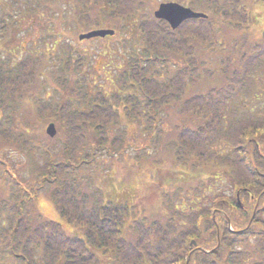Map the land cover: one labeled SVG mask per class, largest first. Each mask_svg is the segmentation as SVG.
I'll return each mask as SVG.
<instances>
[{
  "label": "trees",
  "instance_id": "1",
  "mask_svg": "<svg viewBox=\"0 0 264 264\" xmlns=\"http://www.w3.org/2000/svg\"><path fill=\"white\" fill-rule=\"evenodd\" d=\"M58 1L12 0L0 6L1 27L11 31L15 16L42 15ZM73 1L78 29H116L138 19L140 42L119 77L121 91L111 94L87 89L85 57L72 45L46 74L51 83L44 79L47 52L15 63L0 52V264H99L90 245L111 254L113 264H264V31L252 39L250 8L244 0H185L208 17L188 18L174 30L142 0ZM30 98L36 121L25 129L20 121ZM121 110L132 122L144 116L149 139L163 136L164 113L176 111L172 147L179 165L195 173L166 194L162 215L134 220L129 237L121 226L131 206L105 203L100 188L84 189L92 179L80 181L108 140L125 143ZM51 118L63 134L59 145L45 146L50 137L36 130ZM8 149L26 157L27 179L11 167ZM225 182L230 193L220 189ZM41 190L85 238L43 217Z\"/></svg>",
  "mask_w": 264,
  "mask_h": 264
},
{
  "label": "rangeland",
  "instance_id": "2",
  "mask_svg": "<svg viewBox=\"0 0 264 264\" xmlns=\"http://www.w3.org/2000/svg\"><path fill=\"white\" fill-rule=\"evenodd\" d=\"M11 2L12 0H0V6L6 8ZM58 2L61 3L54 5L48 11L43 9V14L39 16L33 15L34 13L32 15L23 13L15 16L16 28L14 27L11 31L8 27H1L3 19L0 15V48H3L0 49V52L5 54L6 59H9L10 56L14 63L27 53L38 54L43 57L44 53L47 52L48 55L45 56L43 64L44 79L51 83V75L48 77L46 74L50 73V70H53L56 65H59L58 60L60 58L58 57L63 54V49L72 45L85 57L83 58L85 60L83 73L88 74L86 78L88 90H91L92 93L102 90L110 94L120 90L119 77L127 68L128 59L140 42L138 19L126 20L116 29L111 28L116 31L115 35L112 36L113 39L104 37L101 40H81L80 34L93 30V28L78 29L76 21H73L72 18V14L75 12L73 11L75 5L73 0L64 3L63 0H59ZM142 2L145 4L144 10L151 14H154V10L162 2H178L187 6L185 0H142ZM244 3L247 4L253 14L250 35L253 40H257L264 31V3L254 0H244ZM62 12H66V14ZM53 83L56 84L55 81ZM54 88L47 89L49 96L55 95ZM60 94L58 95L60 96ZM237 104L242 109V104ZM25 105L24 117H21L20 124L24 126L23 128L29 129L28 127H32L33 122L36 121L35 107H33L34 103L31 98L27 100ZM120 113H122L120 129L126 128L125 143L122 141V145L113 147L112 141L108 140V143L103 146L106 148L103 156L89 167L90 170L81 173L83 176L80 181L87 182L92 179V184L84 183V189L92 191L95 188H100L105 203H123L131 206L132 213L125 218L121 226L122 234L129 237L134 220L141 219L147 222L162 215L165 211L166 194L182 187L183 183L193 182L195 173L193 174L190 170L179 165L180 162H177V156L174 147H172L175 140L173 130L177 128L178 120H180L176 111L171 110L164 113L165 118L161 125V127L163 126V136L159 139H157L158 136L152 139L144 136L142 126L150 127L144 116L141 121L132 122L123 110ZM58 118H51L46 122L45 120L42 121L36 130L38 133L43 132L47 136L48 124L50 122L55 123L57 135L50 137V139L45 138V146L51 141V144H60L58 141L61 140L63 133L59 131L61 123H57ZM113 131L114 127H110L109 135ZM146 139H149V142H146ZM6 154H8V160L13 170H20L24 178L27 179L30 169L26 157L18 151L9 149ZM220 189L226 193L231 192L230 185L226 182L220 186ZM40 192L42 197L40 196L38 199L37 210L40 213L43 211V217L60 221L69 233L85 238L81 232L60 216L54 204L43 194L44 192L42 190ZM2 196L3 191H0V197ZM90 247L98 253L99 264H113L111 254L92 245ZM11 264L13 263L11 262Z\"/></svg>",
  "mask_w": 264,
  "mask_h": 264
},
{
  "label": "water",
  "instance_id": "3",
  "mask_svg": "<svg viewBox=\"0 0 264 264\" xmlns=\"http://www.w3.org/2000/svg\"><path fill=\"white\" fill-rule=\"evenodd\" d=\"M155 18L166 20L173 29L178 28L188 18H205L207 15L203 12L195 11L190 7H186L177 2H163L154 12ZM113 29H98L90 32H85L80 35V39H90L94 37H106L108 35H114ZM47 134L53 137L57 134V128L55 123H50L46 129ZM196 245L195 240L192 241V245Z\"/></svg>",
  "mask_w": 264,
  "mask_h": 264
}]
</instances>
